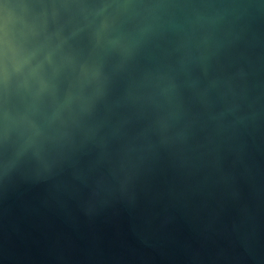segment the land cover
I'll return each instance as SVG.
<instances>
[{
    "label": "water",
    "instance_id": "obj_1",
    "mask_svg": "<svg viewBox=\"0 0 264 264\" xmlns=\"http://www.w3.org/2000/svg\"><path fill=\"white\" fill-rule=\"evenodd\" d=\"M0 264H264V0H0Z\"/></svg>",
    "mask_w": 264,
    "mask_h": 264
}]
</instances>
